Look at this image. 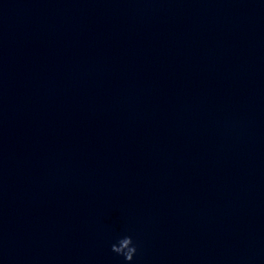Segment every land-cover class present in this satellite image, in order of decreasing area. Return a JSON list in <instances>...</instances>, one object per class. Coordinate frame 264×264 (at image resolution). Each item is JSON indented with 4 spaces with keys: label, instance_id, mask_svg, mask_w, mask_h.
<instances>
[{
    "label": "clouds",
    "instance_id": "1",
    "mask_svg": "<svg viewBox=\"0 0 264 264\" xmlns=\"http://www.w3.org/2000/svg\"><path fill=\"white\" fill-rule=\"evenodd\" d=\"M111 251L122 256L126 264H130L138 252V245L134 243L132 236L125 235L111 245Z\"/></svg>",
    "mask_w": 264,
    "mask_h": 264
}]
</instances>
